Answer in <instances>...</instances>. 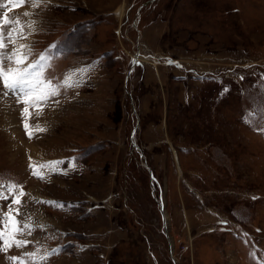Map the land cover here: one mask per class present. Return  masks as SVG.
<instances>
[{"label":"rangeland","instance_id":"rangeland-1","mask_svg":"<svg viewBox=\"0 0 264 264\" xmlns=\"http://www.w3.org/2000/svg\"><path fill=\"white\" fill-rule=\"evenodd\" d=\"M0 15L53 83L79 81L30 109L31 139L0 85V181L27 193L16 218L44 226L0 264L37 248L56 250L39 264H175L169 244L176 264H264V0H27ZM51 161L44 180L28 168Z\"/></svg>","mask_w":264,"mask_h":264},{"label":"snow or ice","instance_id":"snow-or-ice-1","mask_svg":"<svg viewBox=\"0 0 264 264\" xmlns=\"http://www.w3.org/2000/svg\"><path fill=\"white\" fill-rule=\"evenodd\" d=\"M5 2L13 7L22 6L27 0H0V13L4 11ZM47 3L48 0H31V6L36 9L41 3ZM32 13L24 12V16H30ZM36 21L32 20L27 24V27L32 32L36 31ZM20 25L19 19L13 22L11 19L0 15V85L4 89V95L9 93L16 97V103L22 104L20 109V116L23 122L25 132L28 134L29 139L33 137V132L29 131V120L33 113L30 109H39L35 111L34 115L39 117L42 115V107L47 105L52 98L61 94V89L78 87L79 81L72 80V74H66L63 81L60 83H53V81L45 75L46 67L50 65L41 63L46 61L45 54H40L39 59L29 62V56L32 54L31 46L27 43L17 44L16 39H12L14 31H17L16 26ZM18 35L23 39H27L23 35V25H20ZM13 45L10 52L4 51L8 48V43ZM169 63H172L169 61ZM226 91V90H225ZM58 103V101H55ZM257 111L261 115L260 124L264 127V101L257 105ZM252 116L253 113H249ZM246 122H251L246 120ZM34 128L37 131H47L40 124H35ZM63 161H51L39 166V169L31 162L28 165L31 174L37 179L44 180L46 173L40 169H47L48 173L58 171L57 165ZM74 167V165H70ZM67 174L66 172L64 173ZM27 193L23 191V186L17 185L14 182L0 181V201H10L8 204V211L4 212L0 206V252L7 253L9 249L15 247L17 249L25 248L29 243L28 240L20 239V236L31 235L35 228H43V225L33 226L31 222L23 223L16 217L21 214L20 206L23 203V197ZM39 203L50 204L53 207L63 208L62 204L56 201H38ZM13 205H16L13 208ZM31 221V218H29ZM83 250V249H81ZM56 250L46 252L44 255H39L40 249L37 248L34 252L23 253L22 256H10L7 259L10 264H39V261H46L50 255L55 254ZM24 256L28 257V261L23 259Z\"/></svg>","mask_w":264,"mask_h":264},{"label":"water","instance_id":"water-1","mask_svg":"<svg viewBox=\"0 0 264 264\" xmlns=\"http://www.w3.org/2000/svg\"><path fill=\"white\" fill-rule=\"evenodd\" d=\"M134 59H132V61H133ZM134 62V61H133ZM133 62L131 63V66H132V64H133ZM128 72H129V70H128ZM160 205H161V202H160ZM162 205H161V212H162ZM163 214V213H162ZM163 217V221L165 222L166 220H165V217H164V215L162 216ZM169 253L171 254V256H172V253H171V245L169 244ZM172 259H173V261L175 262V264H176V261H175V259H174V257L172 256Z\"/></svg>","mask_w":264,"mask_h":264},{"label":"bare ground","instance_id":"bare-ground-1","mask_svg":"<svg viewBox=\"0 0 264 264\" xmlns=\"http://www.w3.org/2000/svg\"><path fill=\"white\" fill-rule=\"evenodd\" d=\"M34 147V146H33Z\"/></svg>","mask_w":264,"mask_h":264}]
</instances>
